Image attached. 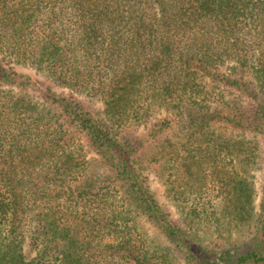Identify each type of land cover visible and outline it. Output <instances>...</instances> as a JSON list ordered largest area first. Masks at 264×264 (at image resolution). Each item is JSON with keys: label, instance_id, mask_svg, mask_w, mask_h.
Listing matches in <instances>:
<instances>
[{"label": "trees", "instance_id": "1", "mask_svg": "<svg viewBox=\"0 0 264 264\" xmlns=\"http://www.w3.org/2000/svg\"><path fill=\"white\" fill-rule=\"evenodd\" d=\"M0 57V264H264V0H0Z\"/></svg>", "mask_w": 264, "mask_h": 264}, {"label": "rangeland", "instance_id": "2", "mask_svg": "<svg viewBox=\"0 0 264 264\" xmlns=\"http://www.w3.org/2000/svg\"><path fill=\"white\" fill-rule=\"evenodd\" d=\"M4 63L6 65L12 64L16 68V70L25 74L26 76H29L36 83L34 89L37 93L38 92L42 93L49 86L52 87V90L58 93L60 92L66 94L69 91L67 89H64L63 87L56 86L55 84H53V82L48 76L36 71L35 69L23 65H16L12 61L7 60V58L4 59ZM79 98L83 100L84 104L87 107L98 108V109L102 108V104L99 102H94V103L88 102V100L82 95L79 96ZM87 155L90 159H93L95 160V162L97 161V163H99L98 154L89 147H87ZM249 169L250 170L248 171V175L255 180L256 189H257V197L255 202L258 205L260 201L261 192L264 188V171L262 169H254L253 167H250ZM96 172H98V169ZM150 181H151V188L155 194V197L162 206L164 212L167 214V218L169 219V221L177 227L185 228V224L183 222L179 209L173 204L172 200L169 199L167 194H165V189L162 180L158 177L157 174L151 173ZM145 226L149 234H151V236L159 235V233L154 228H152L150 224H145ZM230 235H235L236 237L237 233L234 230L223 231L222 236L226 237ZM207 238L211 239V241H214L216 239L214 236H210ZM34 254H35L34 252H31L30 257L34 256Z\"/></svg>", "mask_w": 264, "mask_h": 264}]
</instances>
